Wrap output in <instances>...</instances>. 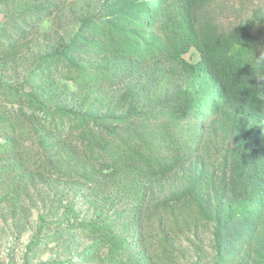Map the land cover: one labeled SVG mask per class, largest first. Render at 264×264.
<instances>
[{
    "label": "trees",
    "instance_id": "16d2710c",
    "mask_svg": "<svg viewBox=\"0 0 264 264\" xmlns=\"http://www.w3.org/2000/svg\"><path fill=\"white\" fill-rule=\"evenodd\" d=\"M214 1L139 0L121 8L120 0H108L100 9L71 16L78 28L60 50L39 56L20 88L0 86V99L15 108L0 106V204L15 216L37 185L73 180L104 203L125 204L130 240L99 214L79 221L75 204L62 199L39 217V231L49 216L63 227L55 240L83 232L94 241L88 251L105 252L107 264H174L173 238L214 221L205 198L214 185L204 178L169 199L153 198L159 183L189 157L181 139L183 121H193L211 81L222 93L213 112L227 103L241 107L256 126L264 119V104L256 99L257 86L264 84L258 78L264 66L256 64L264 52V5L221 31L205 15ZM17 7L0 24V62L18 60L27 38L39 35L31 23L48 11L33 0H18ZM23 19L25 27H18L15 22ZM191 49L199 54L196 63L185 59ZM54 74L72 84L71 106L65 104L69 87ZM126 85L132 86L111 105L113 92ZM168 86L173 93L161 100L157 94ZM106 103L103 114L84 111ZM64 121L71 123L67 130L60 127ZM241 125L245 139L230 156L238 192L229 198L228 220L243 216L251 234L252 226L264 227V135L249 120ZM145 222L158 226L153 243L138 232ZM215 222L211 243L219 250L223 225ZM232 257L216 253L213 264H229Z\"/></svg>",
    "mask_w": 264,
    "mask_h": 264
},
{
    "label": "rangeland",
    "instance_id": "374dc122",
    "mask_svg": "<svg viewBox=\"0 0 264 264\" xmlns=\"http://www.w3.org/2000/svg\"><path fill=\"white\" fill-rule=\"evenodd\" d=\"M8 1L11 5L10 9ZM38 1L48 6V11L37 14L36 21L31 23L37 26L39 35L33 34L27 38L15 63L3 58L5 62H0V86L20 88L25 76L34 68L38 57L58 50L59 45H63L77 30L78 24L75 19L72 20L71 16L78 17L82 12L100 9V5L108 0H33V3L38 4ZM136 1L139 0H120L119 6L125 8ZM17 3L18 0H0V24H5L13 17L10 15L13 9L18 8ZM263 5L264 0H215L205 10V15L221 31H228ZM27 20L23 19L15 23L18 27L22 25L24 28ZM185 59L189 63H196L200 57L196 50L191 49ZM53 77H56L58 83L69 87L65 104L71 106L70 94L74 92L72 84L58 77L57 74ZM144 82L145 80H142L138 83L137 89ZM201 85L203 86V83ZM131 86L117 88V91L111 95L110 104L113 105L119 95ZM210 86L212 87L210 94L205 95L193 121L190 124L185 121L182 123L181 139L186 148H189L187 161L179 170L159 183L153 198L157 201L169 199L184 191L195 180L200 181L202 178L213 182L214 185L210 189L213 192L211 196L205 195L209 216L213 217L214 221L201 224L197 229L173 238L178 252L174 264H213L216 253L233 255L229 264H264V227L252 226L255 232L250 234L249 225L243 216L228 220L231 206L229 198L234 197L238 192L232 174L230 156L236 146L245 139L240 133L242 132L241 123L249 120L253 130L257 134L264 135V119L261 118V121L257 122L259 125L256 126L250 115L246 114L241 107H238V110L237 107L227 103L213 112L212 108L216 106L222 93L216 83L211 81ZM23 89L27 91L24 87ZM164 91L157 94L161 100L173 93L170 87ZM107 104L100 109L90 105L84 111L90 116L103 114ZM0 106H3L2 110H15L1 99ZM76 107L82 110V105ZM68 123L70 122L64 121L60 127L63 126L67 130ZM30 143L25 145L28 146ZM70 184V179H61V182L53 187L37 185L35 189L29 191V196L24 198L22 208H17L20 213L16 210L15 216L8 205L0 204V264H65L68 261L70 264H107L105 252L90 253L88 251L94 241L83 232H78L74 237L67 234L62 239L55 240L54 233L63 229L55 218L46 216L45 230H38L39 217L49 215L48 207L52 202L56 203L55 199L73 202L78 210L79 221L88 220L95 214L105 217L107 223L113 225L123 237L127 235L130 240L131 232L126 213L128 209L124 203L117 200L104 203L96 199L94 195L88 194L87 188L75 187L73 180ZM210 191H206L205 194ZM216 220L223 225L220 241L222 249L219 250L211 243ZM49 222L50 225H48ZM123 230L124 233H122ZM138 232L141 233L140 237L153 243L158 226L154 222H145ZM37 236L39 237L37 246L29 250V244Z\"/></svg>",
    "mask_w": 264,
    "mask_h": 264
},
{
    "label": "clouds",
    "instance_id": "9594fccd",
    "mask_svg": "<svg viewBox=\"0 0 264 264\" xmlns=\"http://www.w3.org/2000/svg\"><path fill=\"white\" fill-rule=\"evenodd\" d=\"M256 64L258 67L264 66V52H261L258 58L256 57ZM258 78L260 80H264V75H260ZM257 88H258V93L256 99L261 104H264V84L258 85Z\"/></svg>",
    "mask_w": 264,
    "mask_h": 264
}]
</instances>
